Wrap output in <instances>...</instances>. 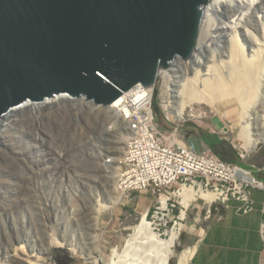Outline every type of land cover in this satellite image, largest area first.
I'll use <instances>...</instances> for the list:
<instances>
[{
	"label": "rangeland",
	"instance_id": "374dc122",
	"mask_svg": "<svg viewBox=\"0 0 264 264\" xmlns=\"http://www.w3.org/2000/svg\"><path fill=\"white\" fill-rule=\"evenodd\" d=\"M249 14L254 15L253 7ZM172 68L177 70V79L189 73L183 63ZM161 79L155 89L154 103L158 105L156 125L163 134L172 135L177 129L176 138H182L198 151L208 149L201 135L210 134L231 145L237 154L252 152L237 138L240 127L236 105L216 104L209 108L193 104L183 120L177 121L164 110L167 80ZM43 116L40 134L43 141L36 146L37 155L32 164H36L35 168L44 166L38 182L50 196L47 201L36 197L34 203L40 209L46 206L41 212L46 220L36 218L43 223L40 225L44 235L38 239L35 231L38 223L33 224L32 219L28 223L21 219L16 224L7 211L0 220L3 264L10 263L14 248L21 246L24 250L18 253L21 264L28 257L33 264H164L165 248L156 246L148 236L168 240L177 225L183 228L170 249L168 264H177L187 248L196 246L207 212L213 207L196 199L185 210V219L180 220L184 209L178 196L181 186L169 190L153 187L132 192L121 190L116 159L126 151V133L105 108L87 101L63 102L46 109ZM215 118L220 128L213 122ZM144 214L150 226L129 247L133 228L139 225ZM29 227L34 228L33 233H27ZM49 234H55L59 246L50 247ZM8 235L13 237L11 245ZM7 248L9 255H6Z\"/></svg>",
	"mask_w": 264,
	"mask_h": 264
},
{
	"label": "water",
	"instance_id": "95a60500",
	"mask_svg": "<svg viewBox=\"0 0 264 264\" xmlns=\"http://www.w3.org/2000/svg\"><path fill=\"white\" fill-rule=\"evenodd\" d=\"M210 1L0 0V125L23 107L106 108L154 87L191 58Z\"/></svg>",
	"mask_w": 264,
	"mask_h": 264
},
{
	"label": "bare ground",
	"instance_id": "6f19581e",
	"mask_svg": "<svg viewBox=\"0 0 264 264\" xmlns=\"http://www.w3.org/2000/svg\"><path fill=\"white\" fill-rule=\"evenodd\" d=\"M252 7L254 15H247ZM249 18L254 21H248ZM182 63L189 73L177 79V70L172 67ZM161 77L167 80V92L163 94L164 110L177 121L183 120L187 109L193 104L209 108L216 104L236 105L239 108L237 124L240 127L237 138L244 143L245 149L253 151L264 138V0H211L204 7L202 26L191 58H176L167 70L161 72ZM148 90L151 92L152 88ZM117 102L106 107V112L112 114ZM55 105L39 109L23 107L0 125V220L7 211L11 212L16 224L21 219L26 223L32 219L33 224L38 223L35 226L38 239L44 235V229L43 223L40 220L37 222L36 218L40 216L41 220H46L41 217L46 206L40 209L34 203L36 197L47 201L50 196L38 182L44 166L42 169L38 166L35 168L36 164L33 166L32 163L37 155L36 146L43 141L40 135L44 124L43 114ZM45 174L48 176L46 171ZM241 177L245 181H252L247 173ZM178 196L184 207L180 220H184L185 210L191 201L200 199L208 206L218 195L206 192L199 185H191L181 186ZM145 217L144 214L139 225L133 228L129 247L143 230H148L150 225ZM182 228V225H177L176 229H172L168 240L147 234L156 246L165 248L164 264L171 259L170 249L175 246ZM26 230L27 233L34 232L33 227ZM54 235L49 234L47 238L52 248L59 246ZM8 237L11 245L13 237ZM1 243L0 240V248ZM193 251L194 247L187 248L177 264H187ZM13 252L9 260L21 264L18 253L24 252L23 246L14 248ZM6 255H9L8 248ZM24 262L33 264L29 257ZM0 264H3L1 260Z\"/></svg>",
	"mask_w": 264,
	"mask_h": 264
},
{
	"label": "built area",
	"instance_id": "2783aa9c",
	"mask_svg": "<svg viewBox=\"0 0 264 264\" xmlns=\"http://www.w3.org/2000/svg\"><path fill=\"white\" fill-rule=\"evenodd\" d=\"M159 80L162 82L158 77L151 92L137 85L123 94L112 110L115 124L126 133V151L116 159L120 189L132 192L151 187L169 190L173 186L199 185L206 192L218 195L211 207L235 200L241 204L242 214L250 213L254 205L251 191L264 192V182L253 177L249 170L223 161L211 150L198 151L182 138H176L177 129L172 135L163 134L156 125L154 110ZM161 91L162 83L160 95ZM247 155L239 153L243 162ZM245 173L251 182L241 177ZM207 214L210 215V210ZM262 214L259 235L264 244V206Z\"/></svg>",
	"mask_w": 264,
	"mask_h": 264
},
{
	"label": "crops",
	"instance_id": "0c3cea01",
	"mask_svg": "<svg viewBox=\"0 0 264 264\" xmlns=\"http://www.w3.org/2000/svg\"><path fill=\"white\" fill-rule=\"evenodd\" d=\"M225 162L244 167L264 182V138L244 162L237 153ZM251 197L254 205L248 214L239 211L241 204L235 200L210 210L187 264H264V244L259 235L264 192L252 190Z\"/></svg>",
	"mask_w": 264,
	"mask_h": 264
},
{
	"label": "trees",
	"instance_id": "16d2710c",
	"mask_svg": "<svg viewBox=\"0 0 264 264\" xmlns=\"http://www.w3.org/2000/svg\"><path fill=\"white\" fill-rule=\"evenodd\" d=\"M155 112L158 111V105L154 103ZM201 139L210 148V150L216 154L219 158L225 161L227 158L232 160L235 157V150L229 144L221 142L219 138L210 134H202Z\"/></svg>",
	"mask_w": 264,
	"mask_h": 264
}]
</instances>
